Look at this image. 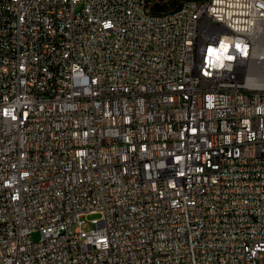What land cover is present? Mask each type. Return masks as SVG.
<instances>
[{
    "label": "built area",
    "instance_id": "2783aa9c",
    "mask_svg": "<svg viewBox=\"0 0 264 264\" xmlns=\"http://www.w3.org/2000/svg\"><path fill=\"white\" fill-rule=\"evenodd\" d=\"M253 72L264 0H0V264H264Z\"/></svg>",
    "mask_w": 264,
    "mask_h": 264
},
{
    "label": "bare ground",
    "instance_id": "6f19581e",
    "mask_svg": "<svg viewBox=\"0 0 264 264\" xmlns=\"http://www.w3.org/2000/svg\"><path fill=\"white\" fill-rule=\"evenodd\" d=\"M227 55H235V43L227 44ZM248 62L252 65H259L258 51L248 52ZM253 81L257 88L264 89V74L262 72H253ZM213 162H220V154H213Z\"/></svg>",
    "mask_w": 264,
    "mask_h": 264
},
{
    "label": "rangeland",
    "instance_id": "374dc122",
    "mask_svg": "<svg viewBox=\"0 0 264 264\" xmlns=\"http://www.w3.org/2000/svg\"><path fill=\"white\" fill-rule=\"evenodd\" d=\"M99 217L98 214H89L86 217H84L85 224H84V230L89 231L90 229H93L96 227V220ZM32 237L35 241H39L41 239V233L39 231H35L32 234Z\"/></svg>",
    "mask_w": 264,
    "mask_h": 264
}]
</instances>
